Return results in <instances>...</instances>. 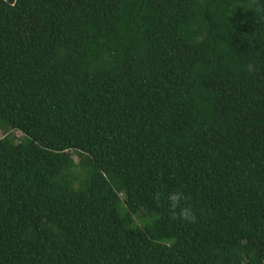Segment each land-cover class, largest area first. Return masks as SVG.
Here are the masks:
<instances>
[{
    "label": "trees",
    "instance_id": "obj_1",
    "mask_svg": "<svg viewBox=\"0 0 264 264\" xmlns=\"http://www.w3.org/2000/svg\"><path fill=\"white\" fill-rule=\"evenodd\" d=\"M0 264H264V0H0Z\"/></svg>",
    "mask_w": 264,
    "mask_h": 264
},
{
    "label": "clouds",
    "instance_id": "obj_2",
    "mask_svg": "<svg viewBox=\"0 0 264 264\" xmlns=\"http://www.w3.org/2000/svg\"><path fill=\"white\" fill-rule=\"evenodd\" d=\"M260 10V9H257ZM247 71L254 73L257 71L255 62H251L247 65ZM164 194L157 192L155 198L161 199ZM166 198L169 205V213L172 219H178L190 223L196 222V215L193 211V207L187 203L188 197L183 191L175 190L166 194Z\"/></svg>",
    "mask_w": 264,
    "mask_h": 264
},
{
    "label": "rangeland",
    "instance_id": "obj_3",
    "mask_svg": "<svg viewBox=\"0 0 264 264\" xmlns=\"http://www.w3.org/2000/svg\"><path fill=\"white\" fill-rule=\"evenodd\" d=\"M16 136H17V138H19L21 135L18 134V133H16ZM133 220H134L135 223H136L138 226H140V227H142L143 224L145 223V219L142 218V217H139V216H133Z\"/></svg>",
    "mask_w": 264,
    "mask_h": 264
}]
</instances>
